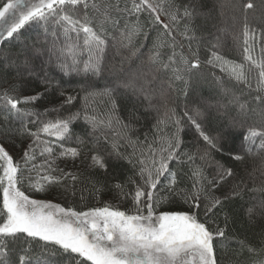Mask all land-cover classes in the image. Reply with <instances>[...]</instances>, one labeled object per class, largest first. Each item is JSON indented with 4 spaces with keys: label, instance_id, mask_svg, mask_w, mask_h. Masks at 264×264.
I'll return each instance as SVG.
<instances>
[{
    "label": "trees",
    "instance_id": "1",
    "mask_svg": "<svg viewBox=\"0 0 264 264\" xmlns=\"http://www.w3.org/2000/svg\"><path fill=\"white\" fill-rule=\"evenodd\" d=\"M152 2L160 6L157 24H151L148 13L130 14L126 8L132 7L133 0H87V10L83 4L74 9L66 6L67 15L105 40L104 51L92 60L86 48L93 45L84 44L86 34L82 30L69 31L66 36L64 27L70 28L68 24L45 26L43 22H30L21 35L0 44V95L7 91L21 101L20 110L40 113L38 122L33 116L17 119L15 112L0 100V140L8 132L5 146L18 158L20 151L32 143L26 133L19 134L21 131L35 132L44 123L78 114L69 125L68 138L60 143L77 148L80 155L75 160L56 161L64 172L76 174L77 181L73 184L68 179L45 193L26 194L77 211L105 205L127 211L130 202L114 186L123 184L127 192L126 180L134 171L139 180V161L145 162L144 167H151L153 157L158 160L160 149L167 148V142L177 134L176 119L183 118L178 133L180 158L170 162V168L178 173L179 189L192 190L195 168L208 179L221 168L225 173L231 169L234 175L226 176L212 193L223 203L207 219L212 229L219 227L225 231L223 238L214 240L216 254L221 264H260L264 261V148L260 147L264 139L260 135L264 133V80L257 65L264 64V0ZM170 4L176 7L169 8ZM248 4L252 6L246 7ZM189 5L190 18L184 16V7ZM172 13L177 14L175 20L171 19ZM165 24L170 28L165 29ZM138 25L142 26L140 32L135 31ZM144 32L148 33L147 38ZM245 47L251 49L249 60L244 58ZM33 52L49 55L45 60L32 59ZM213 52L232 62L225 66L227 71H222L215 60L208 62ZM26 58L30 71L26 70ZM97 59L99 70L85 71V62ZM184 59L189 63L185 64ZM197 59L199 68L191 69V62ZM233 64L241 66L243 80L230 75ZM130 76L134 78L135 91L120 86ZM13 87L15 91H11ZM33 95L40 96L38 102H23ZM68 96L75 98L74 105L61 108ZM186 111L211 135L228 133L223 154L201 159L203 142L183 117ZM93 117L95 126L90 122ZM251 132L257 136L243 138ZM40 137L56 139L42 132ZM13 145H19V149ZM233 153L240 159L232 158ZM93 154L105 158L107 170L91 166ZM189 155L194 159L190 161ZM129 157L137 162L135 170ZM207 203L212 204L210 200ZM186 207L177 196L158 205L156 212ZM203 208L204 202L202 220ZM249 208L253 209L251 213ZM32 251L39 249L33 247ZM47 258L51 264H74L63 255Z\"/></svg>",
    "mask_w": 264,
    "mask_h": 264
},
{
    "label": "snow or ice",
    "instance_id": "2",
    "mask_svg": "<svg viewBox=\"0 0 264 264\" xmlns=\"http://www.w3.org/2000/svg\"><path fill=\"white\" fill-rule=\"evenodd\" d=\"M2 2V0H0ZM83 4L87 10L89 5L87 0H37L29 3L28 0H7L2 2L0 7V44L10 41L16 35H21L22 30L30 22H43L47 25L68 24L71 27H64V34L69 31H83L86 34L84 44L92 57H97L104 51L105 40L92 31L86 25H80L79 20H73L65 12L66 6ZM251 4L246 7H251ZM96 7V5H92ZM176 7L170 4L169 8ZM184 7V16L190 18L189 8ZM129 13H148V20L151 24L159 23L160 6L152 0H133L132 7L127 9ZM177 14L172 13L171 19L175 20ZM77 25H80L78 28ZM165 29L170 25H163ZM187 27V25H186ZM142 26L136 27V32L141 31ZM53 34H55L53 32ZM143 35L147 38L148 33ZM247 37V32L245 33ZM131 34L129 35V40ZM248 41L245 39V44ZM154 47L158 45L154 44ZM251 49L244 48L245 60L251 59L249 53ZM175 53H173V56ZM39 57V53H33L32 59ZM155 59V57H151ZM26 58V70L27 68ZM172 60V57H169ZM219 62L222 71H227L225 67L232 62L224 61L222 57L212 53V59ZM188 64L189 61L184 59ZM256 63V62H255ZM76 64L73 59V65ZM168 67V65H164ZM199 61L191 62V69L199 68ZM260 77L264 80V64H258ZM64 68V64H61ZM240 65L233 64L230 75L236 80H243L244 76L240 70ZM98 71V59L92 62H85V71ZM177 79L181 77L177 76ZM125 89L135 91L133 77H127L121 82ZM11 91H15L13 87ZM105 94H108L107 92ZM62 95V93H61ZM147 98V97H146ZM39 95L24 98V103L38 102ZM0 100L14 111L16 118L33 116L39 120L40 113H27L18 108L21 101L4 92L0 95ZM75 98L68 96L60 105L73 106ZM115 102L113 109H115ZM244 106L241 105V108ZM70 111V108L68 109ZM78 114H70L66 119H58L55 122L43 124L35 132L26 129L19 134L25 133L32 138L26 148L20 151L18 158L14 157L5 142L9 138V133L5 132L4 139L0 140V264H51L47 258L49 256L63 255L74 264H221L220 258L216 254L214 240L223 238L224 229L217 227L212 229L207 223L211 213L219 207L223 201L212 193L223 183L227 177L234 174L231 169L227 173L221 168L211 179L204 176L199 168L192 170L195 177L192 190L185 192L178 187V173L170 168V162L179 159L178 149L181 148L179 138V125L183 123V118L175 121L177 134L167 142V148L160 149L159 159L153 157L151 167H144V161H139V180L133 176L128 177L126 183L129 185L128 191H124V185L117 183L114 187L119 194L130 202V209L119 210L110 205L92 207L86 211H77L73 207H64L61 204L50 201L32 198L29 193H45L48 189L71 179L73 184L77 181V175L72 172H64L56 161L61 158H72L75 160L80 151L75 148L64 147L60 141L66 140L69 135V125ZM200 115H204L200 113ZM184 118L191 123L195 135L202 141L204 159L214 153L224 152L223 142L227 132L211 135L206 132L202 123L194 119L186 111ZM206 118V117H205ZM85 119H88L87 117ZM95 126V118L90 121ZM15 133L16 130H10ZM44 133L49 137H55V141L43 140L40 134ZM264 136V133L260 134ZM257 136L256 132H251L246 139ZM84 144V141H80ZM131 143V141H130ZM86 146V145H85ZM19 149V145H13ZM261 148H264V139L261 140ZM151 150V146H149ZM59 149V151H57ZM92 151H97L93 148ZM166 153V155H165ZM111 155V154H109ZM232 158L240 159L237 154H232ZM119 159V156H117ZM191 161L194 158L189 155ZM129 162L133 164L135 170L137 162L129 157ZM91 166L107 170L105 158L99 154L91 155ZM163 178L164 183H161ZM206 182V183H205ZM177 196L187 207L182 210H161L158 213L156 208L164 201L174 200ZM211 201L209 206L207 201ZM204 202V219H201V204ZM264 207V205H262ZM253 209L249 208L251 213ZM33 247L39 252L32 251ZM243 247V245L241 246ZM253 251V249H249ZM16 259L13 260L12 257ZM260 264H264L261 261Z\"/></svg>",
    "mask_w": 264,
    "mask_h": 264
},
{
    "label": "rangeland",
    "instance_id": "3",
    "mask_svg": "<svg viewBox=\"0 0 264 264\" xmlns=\"http://www.w3.org/2000/svg\"><path fill=\"white\" fill-rule=\"evenodd\" d=\"M28 2H29V3H35V2H37V0H28ZM1 29H2V28H1ZM33 53H38V52H33ZM33 53H32V54H33ZM48 55H49V54H46L45 57H44L42 54L39 53V57H38V59H42V57H44L43 60H45L46 57H48ZM44 201H46V200H44ZM65 264H68V263H65Z\"/></svg>",
    "mask_w": 264,
    "mask_h": 264
},
{
    "label": "bare ground",
    "instance_id": "4",
    "mask_svg": "<svg viewBox=\"0 0 264 264\" xmlns=\"http://www.w3.org/2000/svg\"><path fill=\"white\" fill-rule=\"evenodd\" d=\"M243 138H245V139H246V136H245V137H243Z\"/></svg>",
    "mask_w": 264,
    "mask_h": 264
}]
</instances>
